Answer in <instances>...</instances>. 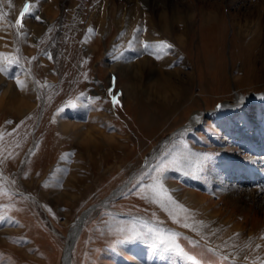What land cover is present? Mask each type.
I'll use <instances>...</instances> for the list:
<instances>
[{
	"label": "rangeland",
	"instance_id": "obj_1",
	"mask_svg": "<svg viewBox=\"0 0 264 264\" xmlns=\"http://www.w3.org/2000/svg\"><path fill=\"white\" fill-rule=\"evenodd\" d=\"M23 1L0 0V68L7 69L0 71V264H187L153 253L144 240L118 244L133 227L146 231L143 224L178 233L177 243L201 264H264V191L257 196L264 171L238 167L256 160L264 168V61L236 58L230 30L223 74L205 82L209 95L174 48L157 77L140 71L130 79L139 55L122 46V28L104 42L88 18L68 17L72 2ZM83 1L86 11L91 0ZM26 5L31 14L21 20ZM226 6L224 15L236 13ZM9 83L15 96L5 94ZM126 86L138 92L143 110L159 113L187 87L198 105L188 119L175 121L183 104L141 126ZM197 114L201 120L192 124ZM181 140L216 154L197 178L167 173L168 194L188 213L164 199L152 202L145 183Z\"/></svg>",
	"mask_w": 264,
	"mask_h": 264
},
{
	"label": "bare ground",
	"instance_id": "obj_2",
	"mask_svg": "<svg viewBox=\"0 0 264 264\" xmlns=\"http://www.w3.org/2000/svg\"><path fill=\"white\" fill-rule=\"evenodd\" d=\"M30 1L33 3L36 2L35 0ZM51 1L54 6H59L61 3L66 4L72 2L68 17L82 20L83 18H88V24L98 29L97 31L103 35L104 42L115 35L119 29L122 28L123 31H126L123 34L124 36H122V46L129 48V44H132L135 50L130 51H132L133 55H139V57L135 59V63L133 62L136 68L132 70L133 73L130 75V79L136 78L140 71L142 73L143 71L146 72L147 76L153 75L157 77L159 75L160 70L158 72L156 67L158 64L160 65V62L162 63L163 60L164 62L167 61L163 56L169 49H159L156 46L162 42H166L172 45L171 48L176 49L179 54L185 56L183 60L184 64H189L193 68V71L196 72L195 75H197L198 79L201 81V85L203 84V93L209 95L211 87L208 88L205 86V82H214L215 76L217 78L221 76L220 74H223L221 68L224 66L222 60L224 40L230 30L235 37L234 46L238 51L235 56L236 58H240L239 60H241L244 65H246V63L258 64L264 61L263 59L261 60V57H264L262 55V50L264 49L262 47V37L264 36V0H226V2L224 0H91L86 11H83V0ZM229 2L232 3L236 13L224 15L221 9ZM141 3L145 6H142ZM143 7H145V9ZM146 9L151 12L148 13ZM155 9L159 10V12H156L157 14L153 13ZM49 11L51 12L50 9ZM144 44H148L149 47L145 49L143 47ZM189 47H191V49ZM157 55L159 59H157ZM162 71L163 70H161V72ZM118 76H121V74ZM189 77L192 81L194 72ZM31 84L33 85V83ZM4 87L6 88V95H9V97L15 96V88L12 87L10 83ZM187 88L181 95H175L176 99L174 104H170L169 106L159 105L158 113L154 110L150 111L145 107L143 110V104L139 99L140 97L137 95L138 92L126 86V90L130 92L131 103L134 106L132 111L134 112L135 121L140 122L141 126L153 125L155 116L157 119L158 117H163V115L167 113H171L170 110H172V112L175 111L173 109L181 110L183 104L184 107L181 110L182 112L179 111L177 114L179 119L177 118L175 121L178 122L182 119L185 120V118L188 119V113L197 102L194 98L189 100L191 97L190 92H188L189 88ZM242 104L246 105V102L244 101ZM224 110L226 109L224 108ZM232 110L233 108L227 111L231 112ZM223 111L216 114L219 119H222L226 115V111ZM193 118L192 124H196L200 122L201 115L197 114ZM141 119H145V121ZM152 130L153 129H151V131ZM151 133L148 134L151 136ZM260 164L256 160H251L248 163L238 165V167L239 169H243L246 173L264 171V168L262 169ZM252 181H255V179ZM253 191L255 190L253 189ZM263 191L264 185L257 196H260ZM190 196H193V199L200 204L199 209L205 216H213L212 213L208 211V205L205 201L195 198L191 193ZM192 218L199 220V214H193Z\"/></svg>",
	"mask_w": 264,
	"mask_h": 264
},
{
	"label": "snow or ice",
	"instance_id": "obj_3",
	"mask_svg": "<svg viewBox=\"0 0 264 264\" xmlns=\"http://www.w3.org/2000/svg\"><path fill=\"white\" fill-rule=\"evenodd\" d=\"M31 5H26L23 11L20 13L21 20H23L26 13H29ZM31 14V13H29ZM39 19V17H37ZM145 49L149 47L148 44H144ZM159 49H171L172 45L162 42L156 46ZM130 50H135L132 44H129ZM157 59L159 56L157 55ZM12 62L18 63L15 58H12ZM0 71H7V69L0 68ZM19 84V81H17ZM72 108L76 106L74 104L69 105ZM183 135V134H182ZM216 154L208 152H196L188 147L182 140L178 142V146H174L170 153H165L160 162L153 168L152 173L146 175L142 173L140 180H145L147 188L151 192L152 202L160 203L161 199L170 202L176 208L188 213V209L179 205L177 201L173 200L171 195L168 194V190L165 187L164 181L167 179V173L170 171H178L184 175L197 178L199 173H203L204 170L215 161ZM163 206V205H161ZM169 215H172L169 212ZM132 223L135 225L138 223L134 218ZM188 225L186 224L185 227ZM142 228L133 227L118 241V244L134 243L138 240H144L149 242V247L153 253L170 254L180 257L187 264H201L193 255L187 253L179 243H177L178 233H165L163 229L158 226H149L143 224ZM113 251H116L114 248ZM221 259H225L221 257Z\"/></svg>",
	"mask_w": 264,
	"mask_h": 264
},
{
	"label": "water",
	"instance_id": "obj_4",
	"mask_svg": "<svg viewBox=\"0 0 264 264\" xmlns=\"http://www.w3.org/2000/svg\"><path fill=\"white\" fill-rule=\"evenodd\" d=\"M221 107H222L221 104H219V105L217 106L218 109H221Z\"/></svg>",
	"mask_w": 264,
	"mask_h": 264
}]
</instances>
